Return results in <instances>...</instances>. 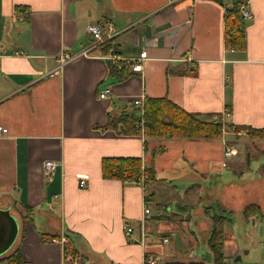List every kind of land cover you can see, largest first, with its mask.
<instances>
[{
  "label": "crops",
  "instance_id": "crops-1",
  "mask_svg": "<svg viewBox=\"0 0 264 264\" xmlns=\"http://www.w3.org/2000/svg\"><path fill=\"white\" fill-rule=\"evenodd\" d=\"M236 3L253 13L245 49L227 44L225 17ZM105 19L119 32L112 55L148 51L143 71L112 78L97 48L48 77L61 53L89 47L87 25ZM105 87L112 91L101 98ZM141 96L167 97L204 120L229 110L228 124L264 128V0H0V126L8 129L0 136V207L16 209L14 247L24 264H145L147 255L159 264H213L212 172L225 187L216 213L231 218L225 264L248 252L239 245L240 236L250 239L244 226L264 244V140L227 134L235 148L225 158L222 138H146L106 127L109 114L132 111ZM104 157H141L155 179L145 190L104 178ZM46 160L58 163L51 176ZM251 204L261 213L246 218ZM42 233L60 237L45 241ZM69 241L74 256L65 253Z\"/></svg>",
  "mask_w": 264,
  "mask_h": 264
},
{
  "label": "trees",
  "instance_id": "trees-1",
  "mask_svg": "<svg viewBox=\"0 0 264 264\" xmlns=\"http://www.w3.org/2000/svg\"><path fill=\"white\" fill-rule=\"evenodd\" d=\"M241 5L236 3L232 9L227 11L225 17L227 30V44L233 49L246 48L245 20L240 12ZM111 40L101 46V52L104 55L111 53ZM111 63V61L109 62ZM130 67L124 65L121 69L114 64L110 65L109 75L112 78L120 80L126 79L130 73ZM140 109L134 107L132 111H122L117 114H109L107 128H117L124 134L140 133V122H143L144 136L146 138H186V139H220L223 135L222 124L213 119L204 120L197 114L191 113L167 97L153 98L146 97L144 102V114L139 116ZM229 131L246 130L247 137L250 139L264 140V128H255L251 126H238L228 124ZM102 170L104 178H119L125 182L137 183L143 173L147 174L148 182L155 179L150 169L143 166L141 157H104L102 161ZM150 201V199H149ZM187 207V206H185ZM210 209V208H209ZM14 215L16 209L11 210ZM261 213L258 205H248L243 214L246 218ZM172 218V215L165 216ZM211 233L208 239V246L211 252L213 264H225L224 242L225 231L224 225L231 218L221 213H211ZM60 237L58 234L53 236L48 233H42L43 240H53ZM65 244V253L67 256L75 255L78 251L73 244ZM0 261L8 264H24L22 251L19 247H12L6 254L0 257ZM162 264H208L207 260L191 261H166Z\"/></svg>",
  "mask_w": 264,
  "mask_h": 264
},
{
  "label": "built area",
  "instance_id": "built-area-1",
  "mask_svg": "<svg viewBox=\"0 0 264 264\" xmlns=\"http://www.w3.org/2000/svg\"><path fill=\"white\" fill-rule=\"evenodd\" d=\"M240 12L244 20H251L253 19V13L247 6V4H242L240 7ZM26 16H22L23 19H25ZM87 31L88 33L93 37V40L88 48H86L82 53L73 55L68 52H63L59 55L57 60V66L56 68L48 74V77H53L55 75H58L59 73H62L64 67L69 62L73 61L75 58L80 56H90L92 51L97 48H101V46L106 43L107 41L113 39L119 32L116 29L115 23L111 19H105L100 20L95 23H90L87 25ZM21 52H17L16 55H21ZM104 58L111 61L112 64H114L117 68H122L124 65H127L130 67L131 72H142L144 69V62L146 59H148V51L143 50L138 58H120L116 55H112V53L109 55L102 54ZM112 89L111 87H105L104 90L101 92L100 97L105 98L111 93ZM144 102L145 98L143 96L136 98L133 101V104L135 107L140 109L139 116H142L144 114ZM226 115H230V111L226 110L222 114H214L212 116V119L216 122H219L222 124L223 127V135H222V141L224 142V156L225 158L232 157L234 153V145L232 141L228 138L227 134H233L235 136L239 135H247L246 130L242 131H229L227 129L228 123L225 119ZM141 130V134L144 136V126L143 122H140L137 127ZM8 132V129L0 126V136L5 135ZM58 167V163L53 160H46L43 163V170L47 176H51L55 173L56 169ZM148 179L147 174L143 173L142 176L138 179L139 185L143 186V188L146 190V181ZM81 187H86L87 182L85 180L80 181ZM151 209L149 207H145L144 214L148 215L150 214ZM125 232L127 237H130L133 233V227L126 225L125 226ZM169 237L165 236L163 238V242H168ZM145 264H159V261L157 257L154 255H147L145 257Z\"/></svg>",
  "mask_w": 264,
  "mask_h": 264
},
{
  "label": "rangeland",
  "instance_id": "rangeland-1",
  "mask_svg": "<svg viewBox=\"0 0 264 264\" xmlns=\"http://www.w3.org/2000/svg\"><path fill=\"white\" fill-rule=\"evenodd\" d=\"M234 148H235V145H234ZM210 184L212 186L211 193L213 196H215L217 198V200L213 201V203L211 204L213 207V210L212 209L211 210H212V213H216V212L220 211L219 207L222 204V200L220 198V193L222 191H224L225 187H223L222 178L218 175L217 172H212V179H211ZM244 228L249 229L248 237L250 239L251 238H253V239H252V241L250 239H247L246 238L247 234H244V237L240 236L239 245H240L241 249L248 247L247 248L248 252L241 250V254L243 255L242 260L236 261V258H233L231 260L230 264H253V260L255 258L252 256V254L259 256L263 260V264H264V244H263V242H261L262 246L259 248L256 245L257 244L256 234L254 232H252V229H254L253 226L248 225V226H244ZM175 243L182 246V242L180 240L175 241ZM201 243H204V242L201 241Z\"/></svg>",
  "mask_w": 264,
  "mask_h": 264
},
{
  "label": "water",
  "instance_id": "water-1",
  "mask_svg": "<svg viewBox=\"0 0 264 264\" xmlns=\"http://www.w3.org/2000/svg\"><path fill=\"white\" fill-rule=\"evenodd\" d=\"M19 233V218L12 213L10 208L0 207V257L15 245Z\"/></svg>",
  "mask_w": 264,
  "mask_h": 264
}]
</instances>
